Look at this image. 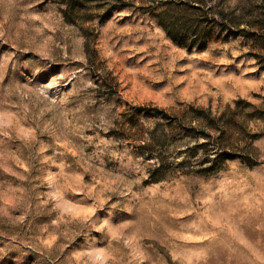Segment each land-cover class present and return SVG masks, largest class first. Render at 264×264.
<instances>
[{
  "label": "rangeland",
  "instance_id": "1",
  "mask_svg": "<svg viewBox=\"0 0 264 264\" xmlns=\"http://www.w3.org/2000/svg\"><path fill=\"white\" fill-rule=\"evenodd\" d=\"M0 264H264V0H0Z\"/></svg>",
  "mask_w": 264,
  "mask_h": 264
}]
</instances>
